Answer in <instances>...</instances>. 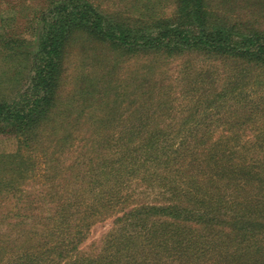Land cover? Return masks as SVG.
<instances>
[{
  "label": "trees",
  "instance_id": "obj_1",
  "mask_svg": "<svg viewBox=\"0 0 264 264\" xmlns=\"http://www.w3.org/2000/svg\"><path fill=\"white\" fill-rule=\"evenodd\" d=\"M24 28L0 24V58L16 73L0 93V133L18 142L0 161V196L12 200L0 206V264H264V27L209 0H176L171 16L132 21L90 0H47ZM79 33L118 53L230 61L236 78L191 97L179 121L168 95L150 122L106 112L84 127L66 108L52 124ZM213 69L196 85L220 78ZM159 116L170 121L151 122ZM33 180L41 187L26 188ZM110 217L100 244L83 247Z\"/></svg>",
  "mask_w": 264,
  "mask_h": 264
},
{
  "label": "rangeland",
  "instance_id": "obj_2",
  "mask_svg": "<svg viewBox=\"0 0 264 264\" xmlns=\"http://www.w3.org/2000/svg\"><path fill=\"white\" fill-rule=\"evenodd\" d=\"M47 0H0V19L6 28L25 30L33 13L46 5ZM105 13L117 15L130 21L137 19H155L171 16L175 10L176 0H90ZM255 0H209L210 7H218L230 19L243 26L264 27L263 7L254 4ZM33 35H29V38ZM68 48L65 58L63 79L59 90L57 106L51 113V123L64 120L63 111L71 109L73 115L80 113L84 127L96 124L108 112L116 118L130 123L150 122V113L157 111L158 101L168 95L173 99L172 111L177 113L179 121L181 109L189 105L191 97L215 95L224 84L235 80L236 72L229 69L230 61L206 58L200 55H184L167 58L150 53H118L108 45L91 41L79 33ZM214 59V58H213ZM219 74L212 84L196 85L195 75L209 67ZM230 72V74H228ZM234 73V74H233ZM14 72L0 58V93L12 88ZM226 79V81H224ZM91 85V87H90ZM82 87H90L89 93L82 94ZM200 88L190 94V89ZM246 92L252 87L245 88ZM215 93V94H214ZM188 103V104H187ZM187 107V106H186ZM174 109V110H173ZM153 112V113H154ZM162 111L161 113H163ZM160 113V112H158ZM144 117V118H142ZM64 118V119H63ZM119 121V119H118ZM169 122L164 116L152 118L151 122ZM116 124V123H115ZM92 126V125H91ZM18 149L17 138L0 133V161L6 163L9 156ZM66 157H69L67 155ZM5 175L4 177H8ZM40 179V178H38ZM38 181V180H37ZM28 181L26 188L31 190L41 187L40 182ZM21 187V186H20ZM12 200L0 196V206L10 205ZM114 217L94 224L83 247L90 244L98 246L100 240L113 226Z\"/></svg>",
  "mask_w": 264,
  "mask_h": 264
}]
</instances>
